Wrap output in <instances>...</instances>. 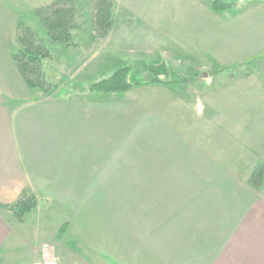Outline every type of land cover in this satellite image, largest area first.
I'll return each instance as SVG.
<instances>
[{"label":"rangeland","instance_id":"obj_1","mask_svg":"<svg viewBox=\"0 0 264 264\" xmlns=\"http://www.w3.org/2000/svg\"><path fill=\"white\" fill-rule=\"evenodd\" d=\"M76 1L79 4L73 6V18L66 24L68 35H64L65 40L53 43L46 37L35 12L45 11L43 18L47 19L46 14L56 6L70 8L72 4L59 6L56 0H0V53L16 51L17 37L23 38L25 27L39 35L33 40L38 55L48 53L39 67L47 78L45 83L38 82L42 88L40 97L50 88L55 99H69L74 94L82 99L89 94L84 83L108 78L122 67L129 68V82L143 83L156 76L150 65L164 64L168 72L158 78L180 84L156 92H152V86L145 89L139 86L108 97L109 111L102 113L108 123L106 118L99 120L105 121L101 130L112 137L109 138L112 145L94 156L100 165H113V176L104 186L109 190L93 193L85 205L44 206L40 216L28 217L36 207L24 218H29L25 231L45 235L67 222L62 240L75 242L82 259L92 264H102L104 260L112 264L103 252L100 256L104 249L99 237L107 233L105 223L112 217L115 221L123 215H133L130 218L147 215L155 207L156 197L170 199L172 194H177V199L184 200L209 198L210 215L243 214L247 195L253 193H242L239 187L248 184L256 165L264 163V125L254 128L255 138L250 144L243 140L244 133L234 138L232 124L239 120L240 114L243 119L249 115L245 112L249 105H257L253 115L264 113V17L253 16L250 10L233 11L237 0H220L233 3L231 10L213 12L208 0H104V4L109 2L112 13L111 27L105 33L99 15L104 6L101 0ZM207 6L211 13L207 12ZM214 12L220 15L212 16ZM220 23H225L227 28L219 29ZM247 23L252 25L253 32L256 30V39L259 37L255 49L254 44H244L241 37L235 39L241 24ZM66 25L59 27L61 32L67 29ZM247 48L252 50L243 54ZM246 54L257 59V63L244 68L234 61ZM212 58L224 61L217 64ZM85 63L89 64L82 71ZM200 67L210 68V74L200 71ZM60 76L64 80L59 81ZM88 77L94 79L87 81ZM32 78L38 81L36 76ZM240 89L243 94H239ZM171 97L176 101L171 107L159 102L162 99L167 102ZM197 99L202 110L194 107ZM206 155L215 160L189 162ZM205 189L219 192H209L207 197ZM253 189L264 198V181L259 189ZM201 210L193 203L188 213ZM96 243L97 247L93 245Z\"/></svg>","mask_w":264,"mask_h":264},{"label":"crops","instance_id":"obj_2","mask_svg":"<svg viewBox=\"0 0 264 264\" xmlns=\"http://www.w3.org/2000/svg\"><path fill=\"white\" fill-rule=\"evenodd\" d=\"M206 10L210 12L208 6ZM245 10H250L253 16L259 14L258 17H264V0H237L233 11L242 13ZM212 14L220 15L215 12ZM241 25L235 39L241 37L244 44H254L255 49L256 41L259 43L256 30L253 32L251 24ZM217 27L227 28L225 23ZM46 37L49 38L48 35ZM42 45H45L44 42ZM247 50L242 53L252 49ZM11 54L0 53V206L14 204L23 191L34 194L38 203L37 209L28 217L32 214L40 216L44 206L57 208L65 205L75 208L85 205L91 201L93 193L109 190L104 186L108 178L113 176V165H100L94 156L100 151L104 153L106 146L112 145L109 140L112 137L101 130L105 121L108 123L107 116H102V113L109 111L110 96L95 97L86 93L82 99L76 98L74 94L72 98L60 100L54 98L55 93L49 88L40 97L38 93L41 89L27 87ZM223 61L215 59L217 64ZM234 61L244 68L257 63V59L251 55ZM88 64L83 65L82 71ZM199 70L210 74L208 67H200ZM64 78L60 76L57 79L62 81ZM88 78L87 81L94 79ZM84 84L87 91L89 84ZM152 87V92L166 88ZM241 93L242 89L239 90ZM168 100L159 102L170 104V107L176 102L174 97ZM198 101L194 107L202 110ZM257 109V105H249L245 108L249 115L243 119L240 114L239 120L234 121V138L244 133L243 140L246 143L254 142V128L264 125V113L258 116L252 114ZM105 118V121L99 120ZM100 122V127H97ZM242 127L249 131L246 132L244 128L241 130ZM197 160L210 163L215 157L206 155L199 159L192 158L189 162L197 164ZM173 174L177 176L179 172ZM174 190L177 192L176 188ZM239 190L253 194L247 195L246 205L243 206L245 212L236 217L210 215L209 198L184 200L177 199V194H172L170 199H161V196L160 199L154 198L155 207L147 215H137L135 218H130L133 215L115 216V221L112 217L110 222L105 223L107 233L105 231L99 237L104 249L100 256L103 252L112 264H264V198H260L248 184L240 186ZM205 191L207 197L219 192L218 189ZM193 203L203 210L189 214L188 209ZM28 220L19 222L12 212L0 207V264L36 263L41 256L42 243L54 246L60 264H92L77 254L79 246L75 242L62 240L68 228L62 237L58 236V229L42 235L36 230L35 233L25 231ZM63 225H67V222ZM57 239L61 241L56 242ZM60 242L66 243L71 249ZM93 245L97 247V243ZM102 264L110 262L104 260Z\"/></svg>","mask_w":264,"mask_h":264},{"label":"trees","instance_id":"obj_3","mask_svg":"<svg viewBox=\"0 0 264 264\" xmlns=\"http://www.w3.org/2000/svg\"><path fill=\"white\" fill-rule=\"evenodd\" d=\"M106 1V0H105ZM209 1V7L212 11H224L231 8L233 3H225L221 2L220 0H208ZM102 4L104 5L100 10V20L102 23L105 24L104 31L109 30L112 24L111 16L112 13L110 11L111 6L109 5V2L104 4V0H101ZM79 4L76 0H56V5H64L68 4L71 5L70 8L67 7H58L56 6L53 8L49 14V17L43 18L45 15L43 10L39 11L37 10L35 12V16L38 17L40 24H42V27L45 29V34L48 35L49 39L52 42H58L59 39L63 40L65 38L64 35H68V28L66 25L71 18H73L74 14V5ZM46 13V12H45ZM64 24V25H63ZM67 29H64L65 31L61 32L59 27L65 26ZM21 24H19V28H21ZM107 28V29H106ZM23 38L20 36L17 37V42L19 44V47L11 54L12 60L16 66V69L27 85L29 89H42L41 84L47 82L46 74L42 71L40 67L41 60L44 59L45 56H48V53H43L40 56L37 53V50L34 46L33 40L35 37L37 38L39 35H37L36 32L32 31L29 27H25L23 29ZM60 33H62V37L60 36ZM106 33V32H105ZM32 34V35H31ZM41 41V39L39 38ZM62 42V41H59ZM35 48V49H34ZM43 48V47H42ZM34 49V50H33ZM33 50V51H32ZM150 70L154 71V74L156 75L155 78L150 80L149 82H143V83H131L128 80V67H122L119 69H116L111 73V75L108 78H105L103 80H100L95 83L89 84L87 90L88 92L95 96V97H107L114 94L119 93H125L133 88L139 87V86H162V87H170L175 81H169V80H161L158 77L161 75H166L168 72L167 67L164 64H157V65H150ZM163 72V73H160ZM36 76L38 81H35L32 77ZM40 82L41 84H39ZM176 84H180V82H177ZM264 181V163L256 165L248 178V184L255 189H259L261 184ZM1 208H4L6 210H9L14 214L16 219L19 222H23L24 218L27 214L32 212L37 207V200L36 197L29 193L28 191H23L19 195L17 201L9 206H0ZM66 227L61 226L59 229V236H62L65 233Z\"/></svg>","mask_w":264,"mask_h":264},{"label":"built area","instance_id":"obj_4","mask_svg":"<svg viewBox=\"0 0 264 264\" xmlns=\"http://www.w3.org/2000/svg\"><path fill=\"white\" fill-rule=\"evenodd\" d=\"M40 259L34 264H60V260L55 255V248L52 244L42 243L40 246Z\"/></svg>","mask_w":264,"mask_h":264}]
</instances>
